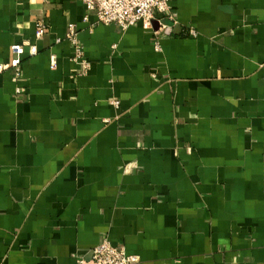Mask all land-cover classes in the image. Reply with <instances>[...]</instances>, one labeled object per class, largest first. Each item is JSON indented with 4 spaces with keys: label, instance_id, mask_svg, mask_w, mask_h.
<instances>
[{
    "label": "crops",
    "instance_id": "0c3cea01",
    "mask_svg": "<svg viewBox=\"0 0 264 264\" xmlns=\"http://www.w3.org/2000/svg\"><path fill=\"white\" fill-rule=\"evenodd\" d=\"M170 5L123 30L0 0V65L38 47L0 70V264H77L105 237L139 264H264V0Z\"/></svg>",
    "mask_w": 264,
    "mask_h": 264
},
{
    "label": "built area",
    "instance_id": "2783aa9c",
    "mask_svg": "<svg viewBox=\"0 0 264 264\" xmlns=\"http://www.w3.org/2000/svg\"><path fill=\"white\" fill-rule=\"evenodd\" d=\"M89 12L96 15L95 24L117 25L125 30L137 23H142L144 28H152L153 22L159 23V28L165 27L164 20H174L171 14L170 0H80ZM89 20V15H85L84 21ZM46 33V26L42 21L36 24V37L41 38ZM69 39L76 46L79 57L82 55V46L77 40V32L73 24L69 25ZM26 47L28 49H26ZM156 48L160 45L156 42ZM12 57L8 64L0 65V70L7 68L14 69V80L21 75V63L24 55H35L38 47L28 41L14 43L11 45ZM85 63V62H84ZM86 64V63H85ZM17 88V92H19ZM118 105L119 101H113ZM90 258L80 257L77 264H139L140 257L136 254L128 253L125 245L114 244L108 237L91 249Z\"/></svg>",
    "mask_w": 264,
    "mask_h": 264
},
{
    "label": "water",
    "instance_id": "95a60500",
    "mask_svg": "<svg viewBox=\"0 0 264 264\" xmlns=\"http://www.w3.org/2000/svg\"><path fill=\"white\" fill-rule=\"evenodd\" d=\"M169 25H170V23H169Z\"/></svg>",
    "mask_w": 264,
    "mask_h": 264
}]
</instances>
